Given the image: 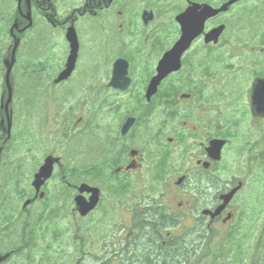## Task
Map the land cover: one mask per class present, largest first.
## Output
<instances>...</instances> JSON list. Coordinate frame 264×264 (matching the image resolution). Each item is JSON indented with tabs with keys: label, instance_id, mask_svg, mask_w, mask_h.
Segmentation results:
<instances>
[{
	"label": "flooded vegetation",
	"instance_id": "af4514ba",
	"mask_svg": "<svg viewBox=\"0 0 264 264\" xmlns=\"http://www.w3.org/2000/svg\"><path fill=\"white\" fill-rule=\"evenodd\" d=\"M147 1L30 0L33 25L29 31L39 49L43 43L47 54L29 77L21 75L18 64L14 65L8 112L6 74L4 68L1 71V158L12 145L16 160H21L22 151L23 159L29 155L40 163L39 169L48 157L60 156L54 142L82 138L76 147L69 145L80 159L75 172L62 171L60 188L62 208L68 211L69 205L75 220L85 227L67 229L73 238L63 247L72 249L70 256L80 258L81 264H147L151 254L147 217L152 204L162 207L174 226L162 234L163 244L173 238L171 235L185 239L198 229L205 234L222 229V235L231 238L238 232L233 226L238 211L259 205V187L249 185L258 178L264 159L259 139L255 141L253 135L260 131L264 119L251 115L250 90L256 79L264 78V0H240L208 20L205 32L225 25L219 41L207 43L205 34L197 37L183 54L181 68L166 76L150 99L147 90L157 75V66L182 34L176 18L194 4L200 5L196 7L200 12L203 5L217 8L230 0H155L162 9L157 10L161 17L169 13L173 19L168 30L161 26L151 29L157 15L155 8L144 5ZM64 2L70 9L59 8ZM138 3L144 6L136 16L139 26L134 27L131 9ZM146 11L154 14L147 24L143 21ZM231 17L240 24L232 34ZM245 24L249 26L243 27ZM248 31L251 34H246ZM243 35L250 36V41H244ZM143 36L144 42L139 43ZM228 38L233 42H224ZM243 49L257 53L258 58H228L230 50L231 57H236V51ZM119 60L127 62V76L114 87L111 82ZM224 69L231 77L247 82L246 89L242 85L235 91L240 100L244 97L243 105L236 104L235 98L229 102L234 93L221 83L222 89L211 90L214 81L223 80ZM24 79L30 82L26 90L21 86ZM212 93L227 101L217 103ZM239 114L249 119L242 145L238 142ZM130 119L133 123L127 128ZM214 140L222 142L220 151L215 149L218 153L212 148ZM145 173L158 180L157 194H149L145 186L133 187L132 180L140 182ZM72 176L78 181L72 182ZM82 184L100 190L96 208L86 216L76 205ZM47 185L43 198L31 189L26 200L32 203L23 213L42 205L43 218H50L56 207L48 203ZM106 192L111 195L110 209L103 206ZM82 196L89 200L91 193ZM222 206L221 213L214 216ZM138 218L142 226L137 225ZM105 219L104 233L92 241V228ZM4 224L0 223L2 233ZM11 254L0 252V257Z\"/></svg>",
	"mask_w": 264,
	"mask_h": 264
},
{
	"label": "rangeland",
	"instance_id": "374dc122",
	"mask_svg": "<svg viewBox=\"0 0 264 264\" xmlns=\"http://www.w3.org/2000/svg\"><path fill=\"white\" fill-rule=\"evenodd\" d=\"M135 4V3H134ZM133 4V8L131 9V16L133 18V25L139 26L137 23V13L140 11L139 9L143 7L144 5L148 6L150 5L151 7L155 8L156 10V15L157 19L156 21L151 25V29L155 30L156 27L161 26L164 29H170L171 28V23L170 20L172 17L170 16L169 13L165 14V17L162 18L161 15L157 12H162L161 8H158V3L155 0H149V2H145L144 5L141 3H138V7L135 8ZM70 9L68 8V5L66 2L64 4L60 5V9ZM7 9L8 11H11L14 15L15 9H17V4L15 3L14 0H0V16H2V20L0 22V50L2 51L1 55V62H0V76L2 75V69L4 68V64L6 60H8V47L10 44H12L8 33L5 31V25L6 21H4L3 17H9L7 12H3L1 10ZM24 9V6H23ZM26 12V10H24ZM223 20V19H221ZM173 21V19H172ZM261 23L264 24L263 19L261 18ZM165 24V26H164ZM228 24L230 27V33L232 34L234 29L240 28V24L238 21L233 19V17L229 18ZM249 25H244L243 27H246ZM263 26V25H261ZM36 33V32H35ZM171 33V32H170ZM246 34H251V31L246 32ZM170 38L172 37V34L169 36ZM231 37V36H230ZM35 36H33V33L29 34L26 36L24 44L22 46V50L20 52V56L18 57V67H19V73L23 76L29 77V74L34 73V66L36 64H39L41 61H44L46 57V51L43 48V43H39L42 48L39 49L38 45L32 46V44L35 42ZM231 39L228 38L227 40H224V42H233ZM243 40L244 41H250V36L248 35H243ZM139 43L144 42V36L140 39H138ZM135 42V41H134ZM226 53H228L226 51ZM238 56L236 57H231L232 51L230 50V55L228 56L229 59H242V60H248L252 61L258 58V54L255 52L247 51V50H238L236 51ZM5 56V57H4ZM31 64V67H28V64ZM43 64V63H42ZM6 70V68H5ZM226 69L223 70V80L221 82L219 81H214L212 85V91H217L222 88H220V83L224 87L225 90L230 91L231 87V81L235 79L231 77V74L228 73L227 71L224 72ZM16 74H18L17 69H15ZM245 72H241L240 75H244ZM239 80V79H238ZM241 82V86L244 85L245 89L247 86V82L245 80H239ZM224 82V83H222ZM30 85V82L27 79H24L22 81L21 86L23 87V90H26V88ZM210 85V83H209ZM0 87H1V81H0ZM244 89V90H245ZM209 90V89H208ZM209 90V91H211ZM213 94V93H212ZM220 94H213V99L217 103H223L226 102L227 99H223L219 96ZM71 101V100H69ZM234 101V99L231 97L229 99V102ZM237 101V100H236ZM241 102V105L245 103L244 97L242 99L236 102L239 103ZM71 106L70 102H68V107ZM244 118L243 121L241 119ZM238 120L240 122H237V125H240V130L239 132L241 133L240 138L238 139L239 145L244 143L243 136L245 132L247 131L246 123L248 125V120L246 117L243 115L239 114ZM254 135V140L259 139V150H260V155L264 154V124L261 125L260 131L253 134ZM65 138V137H61ZM70 138V137H69ZM68 138V139H69ZM81 140L82 138L79 137ZM78 137L75 138L74 140L66 142H59L53 144L54 150H57L59 157L62 159V166H58L55 169V175L52 178V180L48 183L47 185V190L50 193V200L48 203L53 204L56 207V210L51 213V216L49 218L47 228L45 232H48V236L46 238H41L40 243L41 245H44L46 241L48 240H53L55 242L56 248L60 249L61 243H67L68 240L72 239L73 236L68 232L67 234V229L69 230L70 228H78L81 226V223L76 221L75 218L73 217L70 207L68 205L69 210H65L62 208V195L60 194V188L62 187L61 184V178H60V172L65 170H71L73 166H77L78 161L80 159L78 151H74L71 149V146L69 145H74V147L77 146L78 142H80V139ZM62 140V139H61ZM70 140V139H69ZM254 141V142H255ZM55 154V155H56ZM23 152L21 151V160L18 161L14 157L13 153V146H9L8 150L4 153L2 162L0 163L1 166V172H0V207L3 206L4 204V197L6 193L10 194V199L12 200V203H9V212L11 211L13 216H14V221L15 225L11 227V224L7 223L4 224V229L8 231L7 233H2L0 232V252H6L9 250H15V247H18L20 245V240L17 238L18 234H22L23 229L25 228V224L28 222H33L36 220H40L43 218V208L45 206H32L30 210L27 213H21L20 210H22V205L25 201V199H21V195H16L17 188H13V185H8L9 181L5 182L4 185L1 182L2 175L4 172H9L11 169L13 172V181L14 183V178H16L18 175L22 177L21 181V186L23 187L22 191L24 189L27 190V193L31 195V189H32V181H33V175L35 171H32V169L35 166H38L40 163H37L36 161L32 160L30 156H26V159L22 158ZM13 160L12 163L9 162ZM70 168V169H68ZM22 174V175H20ZM140 182L137 179L132 180V185L133 187H139V186H145L149 194H157L159 191V184L158 180L151 176L150 173H145L143 176H141ZM78 178L76 177L75 179L72 180V182H77ZM105 186V184H103ZM251 187H259L258 193L260 194V201L258 207L255 208H249L246 210L238 211L237 214V219L234 222V225L236 228H238V232L233 235L234 237L228 238L222 235L223 230H215V233L210 234V242L213 244L214 247H212L213 251H217L216 248H218V244L221 246V257L223 259H219V261L216 264H258L257 259L261 258V255L264 257V159H261L260 162V169L258 172V178L255 179V182L253 184V180H250V185ZM45 189V188H44ZM23 195V194H22ZM111 197L110 193L106 192L104 194V203L103 206H105L107 209H110L109 206V198ZM112 213L114 211V208L110 210ZM108 216L109 212H108ZM66 219V220H65ZM0 223H2L0 221ZM2 225V224H1ZM100 225V226H99ZM106 225V219L102 220L100 223H95L94 226V233L92 236L94 238L92 241H96L98 239V236L104 233ZM81 228H85L81 226ZM7 234V236H6ZM195 236V235H194ZM30 250L33 249H27L23 250L20 253H16L14 257L11 258L9 264H30L28 261H26V256L30 254ZM243 250V255H245V258L242 262L238 261V258L240 256L239 251ZM72 249H67L64 248L62 252L60 253L57 251L56 255H52L50 257H55L57 258V264H73L77 259H72L69 258L70 255H73L71 252ZM38 251L33 250L30 254V256L34 255ZM36 258V257H35ZM61 258V259H60ZM34 264V263H31ZM36 264V262H35ZM206 264H212V260H209Z\"/></svg>",
	"mask_w": 264,
	"mask_h": 264
},
{
	"label": "trees",
	"instance_id": "16d2710c",
	"mask_svg": "<svg viewBox=\"0 0 264 264\" xmlns=\"http://www.w3.org/2000/svg\"><path fill=\"white\" fill-rule=\"evenodd\" d=\"M1 11L2 14L5 11L9 15V17H3L4 21H6V33H9V29L16 19L18 20V22H25V20L21 16H19L17 11L16 14L14 13V15L11 11H8L7 9ZM1 20L2 16H0V22ZM12 163L14 162H12L11 160V164ZM76 170V167H73L69 171L75 172ZM61 173L62 171L59 173V176L62 175ZM71 178L75 179L76 176H72ZM8 179H10V181ZM14 180V183H12L11 181H13V172L10 169L9 172H4V174L2 175L1 182L4 185L5 182L9 181L8 185H13V188H17L16 195H21V199L29 196L26 189L22 191V177L18 175L16 178H14ZM4 201L5 202L3 206L0 207V219L7 220V223L11 224L12 227L13 225H15L16 221H14V216L12 212H9V203H12L9 193H6ZM147 219L148 251H151V254H149L147 258V264H206L209 260H212V264H216L219 259H223L221 257L220 244H218V248H216L217 251H213L212 247L214 246L210 242L211 238L205 233H199V231H196L193 235L190 234V236L185 239L184 237L180 239L174 237L167 239L166 243L163 244L162 234L166 233L169 229L173 228V224L171 218L167 215L165 210L158 204L150 205L148 209ZM136 223L138 226H142L143 224L141 218H138V221ZM47 224L48 222H46L45 219L26 223L22 234L17 235V238L20 240V245L18 247H15L14 249L16 251L25 250L29 248L34 250L35 248L32 247L33 243H40V239L42 237L46 238L48 236V232H45ZM92 229H94V227ZM7 232L8 231H4V233ZM93 233L94 231L92 232V234ZM45 244V248L42 251L37 252L35 256H30L31 252L33 251L30 250V254L27 255L25 258L26 261L34 264L35 262L36 264H57V258L50 257L52 255H56V252L54 251L56 249V247L54 246L55 242H53V240H48L45 242ZM239 254L240 256L237 257L238 263L239 261L242 262L245 258V255L242 257L243 250H240ZM256 261L258 264H264L263 255H261V258L257 259ZM106 264H108L107 261Z\"/></svg>",
	"mask_w": 264,
	"mask_h": 264
},
{
	"label": "water",
	"instance_id": "95a60500",
	"mask_svg": "<svg viewBox=\"0 0 264 264\" xmlns=\"http://www.w3.org/2000/svg\"><path fill=\"white\" fill-rule=\"evenodd\" d=\"M16 1L18 2L19 10L22 13V9H21L22 0H16ZM236 1L238 0L230 1L219 9H215L210 5H205L203 7V10L200 12H196V7L199 6L194 5L189 9H187L182 15L176 18V21L181 26V30H182L181 38L175 43V45L172 47L171 50H169L164 54L163 58L159 62V65L157 67V75L152 79L147 90L148 99H150L156 93L158 85L166 76H168L173 72L178 71L181 68V59L183 54L190 48L192 42L197 37H199L201 34L204 33L206 21L209 18L214 17L223 11H226L228 7L233 3H235ZM27 2L29 3V0H27ZM28 8L30 9L29 4H28ZM26 19L29 21V24L25 28L20 30V32H23L32 26V18L30 12H28ZM152 20H153V14L151 12H144L143 21L147 24ZM15 29H18L17 23H15L10 30L11 35L15 39V45L12 52V60L7 63L8 71H7L6 82L9 90V97H8V101L6 102L7 112H8V106L12 99V90L10 87V73L15 62V55L17 49L19 47V40L16 38L14 34ZM224 29H225L224 25L212 29L207 34H205L206 37L205 41L207 43L209 42L217 43ZM76 54H77V45L76 47L73 48V56L71 57L72 61L76 59ZM125 62L126 61L119 60L116 62L114 66L113 80L111 82V85H113L114 87H119L118 82L120 81V79L122 77L127 76L128 64L127 62L125 64ZM121 64H123V66ZM250 107H251V113L254 117L264 118V79H256L255 82L253 83L251 89ZM132 123H133V119H130L128 121L127 128H129L132 125ZM221 145H222L221 141L214 140L212 143L213 146L212 148L214 149V152L218 153L217 150L220 151ZM215 149L217 150L215 151ZM1 153H2V148H0V157H1ZM58 162L59 159L48 157L45 160L44 164L40 167L39 171L34 176L32 185L35 188L37 194L41 198H43L45 195L44 192H41V189L46 184V182L52 178L54 173V166ZM86 192L92 194L89 201L82 196V194ZM79 193L80 195L76 197V204L78 206V211L82 216H86L93 209H95L99 201V189L84 184L80 186ZM31 202H32L31 200L25 202L24 207H27ZM223 209L224 206L219 208L216 211L215 215L221 213Z\"/></svg>",
	"mask_w": 264,
	"mask_h": 264
},
{
	"label": "bare ground",
	"instance_id": "6f19581e",
	"mask_svg": "<svg viewBox=\"0 0 264 264\" xmlns=\"http://www.w3.org/2000/svg\"><path fill=\"white\" fill-rule=\"evenodd\" d=\"M71 110V109H70Z\"/></svg>",
	"mask_w": 264,
	"mask_h": 264
}]
</instances>
